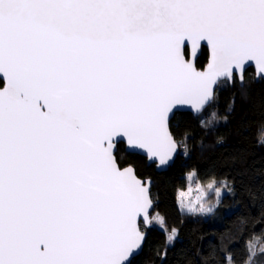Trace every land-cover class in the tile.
Instances as JSON below:
<instances>
[{
	"label": "snow or ice",
	"instance_id": "obj_1",
	"mask_svg": "<svg viewBox=\"0 0 264 264\" xmlns=\"http://www.w3.org/2000/svg\"><path fill=\"white\" fill-rule=\"evenodd\" d=\"M249 64L264 78V0H0V264H133L153 200L120 141L167 165L173 110L204 112ZM192 191L182 207L212 212Z\"/></svg>",
	"mask_w": 264,
	"mask_h": 264
},
{
	"label": "trees",
	"instance_id": "obj_2",
	"mask_svg": "<svg viewBox=\"0 0 264 264\" xmlns=\"http://www.w3.org/2000/svg\"><path fill=\"white\" fill-rule=\"evenodd\" d=\"M204 51L201 67L207 62L206 46ZM212 109L219 119L208 124ZM170 126L180 149L166 170L126 151L124 142L118 146L121 166L133 164L139 176L152 179L153 211L166 212L178 233L166 243L167 232L160 226L142 228L148 233L133 264H182L189 251L193 257L186 264H226L229 253L242 264L250 241L264 243V78L246 70L243 84L218 87L215 102L197 116L176 111ZM192 169L202 182L223 179L231 187L213 215L202 217L179 207L177 192L186 186L185 174ZM227 206L232 211L226 213Z\"/></svg>",
	"mask_w": 264,
	"mask_h": 264
},
{
	"label": "rangeland",
	"instance_id": "obj_3",
	"mask_svg": "<svg viewBox=\"0 0 264 264\" xmlns=\"http://www.w3.org/2000/svg\"><path fill=\"white\" fill-rule=\"evenodd\" d=\"M247 70H253V68H248ZM244 77H245V75H244ZM212 111H215V110L212 109L210 111V113ZM210 118H211V115L209 116V120H211ZM184 147H185V145H184ZM185 175L187 177L186 186L179 188V190L187 191L188 188H191L193 191L191 192L190 199L193 203H196L197 207H199V205L201 203H203L205 206L213 207V211L210 213H198L202 217H207L209 215L215 214L216 209L219 208V206L221 205V201H222L223 196L226 193L231 191V190L229 191V189H231L230 185H228L226 180L213 178L216 181V183L213 185V188L209 189L207 187V184L213 179H211L210 181H207V182H202L198 178L197 172L194 169L187 171ZM198 187L203 188V194H201L200 192L197 191ZM216 188H220V195L219 196H217V194H216V191H215ZM197 196L202 197L199 202L196 201ZM188 202H189L188 199H186L184 201L185 204H187ZM178 204H179V207L181 208V210H183L184 212H188L186 207H182L179 200H178ZM232 209H233V207L227 206L226 207V213L232 211ZM188 213H190V212H188ZM151 215H153L151 217L152 223L156 224V226H160L162 229H164L167 232V234H168V232L171 231L172 228L177 229L176 226H174V224L172 223L170 216L166 212L162 211L161 209L158 208L157 210L153 211L151 213ZM159 217H162L165 221V224L163 227L159 223ZM262 243L263 242H261L259 240L253 241V244H255L256 247H259V245ZM192 257H193V252H190V251L187 252L181 261L182 264H186L187 260L192 258Z\"/></svg>",
	"mask_w": 264,
	"mask_h": 264
},
{
	"label": "water",
	"instance_id": "obj_4",
	"mask_svg": "<svg viewBox=\"0 0 264 264\" xmlns=\"http://www.w3.org/2000/svg\"><path fill=\"white\" fill-rule=\"evenodd\" d=\"M202 44H205V46H206V42H202ZM206 48H207V47H206ZM206 63H207V62H206ZM206 63H205V64H206ZM248 68H253L254 71H255L256 78H259V77H258V70L255 69L254 65L249 64V65L246 67V70H247ZM246 70H245V72H246ZM245 72H244V75H245ZM216 89H217V88H216ZM176 111H190L193 115H196V116L200 114V113H197L196 111H194V110L191 108V106H187V105H184V106H177V107L173 110V113L170 114V122H171V119H172V117L174 116V114H175ZM120 142H124V141L121 140ZM124 144H125V142H124ZM179 149H180V145H178L177 152L174 154V158H173V160H171L167 165H163V166H161V165H159V163H158V159H157V158H149V156L147 155V153H146L144 150H135V151H133V150H131V149H128L127 146H126V144H125V150H126V151H128V152H132V153H138V154H141V155L145 156V157L147 158V162H148V163H156V167H157V169L160 170V171H161V170H166L171 164L174 163V160H175V158H176V156H177V154H178V152H179ZM128 165H129V164H128ZM128 165H124V166H122V167H125V166H128ZM130 165H132V166L134 167L135 172H136V168H135V166H134L133 164H130ZM136 174H137V172H136ZM137 176H138L139 179H141V180H143V181H149V182H150V195H151L152 179H145V178L139 176L138 174H137ZM151 198H152V200H153L152 195H151ZM154 207H155V201L153 200V207L149 210V218H150V219H151V213H152ZM142 219H143V218L141 217V218L139 219V222H142ZM144 231H145V230H144ZM146 233H148V232L146 231ZM146 237H147V236H146ZM144 243H145V242H144ZM143 247H144V244H143ZM143 247H142V249H143ZM142 249L138 252V254L142 251ZM138 254H137V255H138Z\"/></svg>",
	"mask_w": 264,
	"mask_h": 264
}]
</instances>
